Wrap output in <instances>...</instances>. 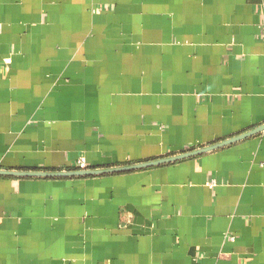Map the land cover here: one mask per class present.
Segmentation results:
<instances>
[{"label":"crops","instance_id":"crops-1","mask_svg":"<svg viewBox=\"0 0 264 264\" xmlns=\"http://www.w3.org/2000/svg\"><path fill=\"white\" fill-rule=\"evenodd\" d=\"M263 124L264 0H0V169ZM0 264H264V130L0 176Z\"/></svg>","mask_w":264,"mask_h":264},{"label":"water","instance_id":"water-1","mask_svg":"<svg viewBox=\"0 0 264 264\" xmlns=\"http://www.w3.org/2000/svg\"><path fill=\"white\" fill-rule=\"evenodd\" d=\"M264 130V124L260 125L250 131L236 135L229 139L210 144L198 149H189L183 151L177 155H171L159 159L147 160L138 163L121 165L115 167H105V168H85V169H73V170H64V171H46V170H11V169H0V176H9V177H35V178H67V177H89L96 175H109L116 173L129 172L133 170L149 168L164 164H170L184 159H188L194 156L201 155L203 153L216 150L237 141H240L249 136L260 133Z\"/></svg>","mask_w":264,"mask_h":264},{"label":"built area","instance_id":"built-area-1","mask_svg":"<svg viewBox=\"0 0 264 264\" xmlns=\"http://www.w3.org/2000/svg\"><path fill=\"white\" fill-rule=\"evenodd\" d=\"M76 166H77L78 169H85V168H87L84 157H79L77 159Z\"/></svg>","mask_w":264,"mask_h":264},{"label":"trees","instance_id":"trees-1","mask_svg":"<svg viewBox=\"0 0 264 264\" xmlns=\"http://www.w3.org/2000/svg\"><path fill=\"white\" fill-rule=\"evenodd\" d=\"M74 169H78L77 167H75Z\"/></svg>","mask_w":264,"mask_h":264}]
</instances>
